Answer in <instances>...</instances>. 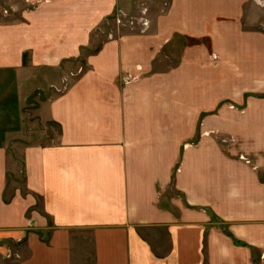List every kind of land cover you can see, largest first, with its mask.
<instances>
[{
  "label": "crops",
  "instance_id": "crops-1",
  "mask_svg": "<svg viewBox=\"0 0 264 264\" xmlns=\"http://www.w3.org/2000/svg\"><path fill=\"white\" fill-rule=\"evenodd\" d=\"M17 2L0 20V264H264V0H169L68 86L57 68L120 0ZM43 84L34 108L59 133L21 149L9 192L8 142Z\"/></svg>",
  "mask_w": 264,
  "mask_h": 264
},
{
  "label": "rangeland",
  "instance_id": "rangeland-1",
  "mask_svg": "<svg viewBox=\"0 0 264 264\" xmlns=\"http://www.w3.org/2000/svg\"><path fill=\"white\" fill-rule=\"evenodd\" d=\"M168 1L169 0H120L118 7L106 16L102 22H100L98 27L93 30L91 33V44L81 51V56L77 60L63 62L60 67L57 68L56 72L58 74L55 75V81L60 82L62 80V86L72 84L76 77L88 68L86 64V57L88 54L95 52L102 42L110 37H117L118 35L127 33H140L149 29L153 17L158 11L163 10L166 7ZM17 3V0H0V20L15 19L16 16L13 10ZM175 42L177 43L179 40L176 39L173 42V45L176 44ZM173 56L174 57L170 61L171 63L176 62L175 53ZM60 73L67 75L66 78H61ZM42 89L45 93H48L50 88L49 86L44 85L41 90ZM27 98L28 96L25 97L23 101V107L25 110L22 113V130L19 134H13L10 138L11 140L8 142L9 160L12 165L10 168L11 172H9V192L17 187L24 190L21 149L30 144L44 145L52 143L59 133L57 125L50 121H41L37 117L39 109L34 108L35 106L33 104H27ZM12 115L14 116L15 121H20L21 115L19 111L16 114V109L11 108V119ZM12 168H14V171H12ZM40 207L39 199L37 200L35 208L40 210ZM141 232L143 237L149 241L157 255L166 251L168 248V240L164 229L146 228L142 229ZM10 248L17 247L11 245ZM15 263L16 260H9V264Z\"/></svg>",
  "mask_w": 264,
  "mask_h": 264
},
{
  "label": "water",
  "instance_id": "water-1",
  "mask_svg": "<svg viewBox=\"0 0 264 264\" xmlns=\"http://www.w3.org/2000/svg\"><path fill=\"white\" fill-rule=\"evenodd\" d=\"M36 97H38L40 100H45L43 91L41 89H37L33 94L28 96L26 100L27 104H33L34 106H38L39 103L35 100Z\"/></svg>",
  "mask_w": 264,
  "mask_h": 264
}]
</instances>
